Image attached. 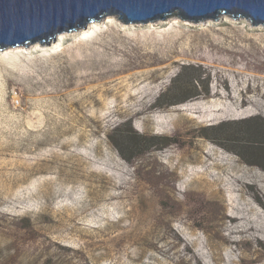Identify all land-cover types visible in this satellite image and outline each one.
Masks as SVG:
<instances>
[{
  "label": "rangeland",
  "instance_id": "1",
  "mask_svg": "<svg viewBox=\"0 0 264 264\" xmlns=\"http://www.w3.org/2000/svg\"><path fill=\"white\" fill-rule=\"evenodd\" d=\"M99 21L45 42L46 46L1 50L0 56L63 50L109 24L130 34L140 32L141 37L155 30L154 36L161 40L174 24V33L187 36L186 46H198L206 30L215 27L208 36L226 47L219 57L229 61L223 66L229 69L227 76L223 81L205 60L188 58L160 75L161 90L154 99L142 101L116 87L115 97L98 101L99 114L73 119L87 121L86 126L41 128L29 137L2 118L1 140L9 146L0 150V264H230L231 254L233 264H264V233H232V227L251 223L244 219L234 224L226 218L231 210L228 199L233 197L234 211L249 214L252 220L262 217L264 226V171L198 136L208 126L254 117L264 120V26L227 16L199 24L171 19L122 25L116 15ZM236 51L248 60L232 54ZM187 65L199 67L211 80L209 94L201 87L200 96L183 103L205 108L198 113L178 109L183 104L159 101ZM105 84L86 89H103ZM216 87L226 94L236 90L238 98L214 97ZM21 92L14 86L11 100L4 92L0 110L12 115L10 105H22ZM141 102L154 107L142 113L131 110ZM222 104L241 115L211 124L208 115L220 113L216 108ZM107 120L112 124L105 125ZM127 122L142 135L172 137L177 143L160 151L155 147L132 165L110 140L114 130ZM16 135L18 141L9 143L8 137ZM220 155L227 157L225 165L216 164ZM199 172L210 176L198 178ZM195 177L196 182L189 184Z\"/></svg>",
  "mask_w": 264,
  "mask_h": 264
},
{
  "label": "trees",
  "instance_id": "2",
  "mask_svg": "<svg viewBox=\"0 0 264 264\" xmlns=\"http://www.w3.org/2000/svg\"><path fill=\"white\" fill-rule=\"evenodd\" d=\"M174 27L175 25L171 24L161 40L160 37L154 36L157 34L155 30H148L145 32L148 36L145 34L146 36L141 37L140 32L130 34L109 24L95 28L63 50H52L35 55L5 54L0 56V73L3 77L0 79V99L6 92L7 99L11 100V90L14 86L22 91L20 94L22 105L14 108L10 103L12 115L0 110V125L3 118L5 123L26 131L29 137L32 130L41 128L86 126L87 121L75 123L73 119L95 112L99 114L100 110L95 108L98 101L108 95L115 97L116 87H123L128 92H132L131 94L139 95L142 101L147 98L154 99L161 90L160 75H163V72L177 62L188 58L205 60L210 68L216 69L218 77L224 81L227 76L225 72L229 69L223 66L228 65L229 61L226 58H220L219 55L222 56L227 51L226 47L208 36V33L213 32L215 27L206 30L207 34L202 38L204 41H201L198 46L190 43L186 46L184 40L187 36L182 32L174 33ZM175 34L177 38L173 37ZM170 37L173 40L169 41ZM232 54L243 55L244 60H248V56L243 52L236 51ZM258 66L261 64L259 63ZM238 72L241 71L238 70ZM107 74H110L111 78H106ZM120 77L122 79H119ZM102 83H106L103 89H86L88 86ZM210 84V78L205 73H201L199 67L182 66L180 73L172 80V84L162 94L159 101L166 102L169 106L183 104L200 96L198 90L201 87L209 94ZM235 91L230 90L226 94L216 87L212 94L214 97L229 101L238 98L235 95L238 92L235 93ZM153 107L154 103L143 104L141 102L131 110L142 113ZM178 109L183 112L198 113L205 108L183 104ZM216 111L220 113H210L207 117L211 124H216L221 119L234 117L238 119L241 115L237 114L233 107L225 104L216 108ZM111 124L112 121H105V125ZM198 136L235 154L245 164L264 171V120L262 118L254 117L208 126L200 129ZM8 138L9 143L19 139L17 135ZM110 140L121 156L132 165H134L135 158L145 156L155 147L160 151L177 143L172 137L142 135L133 128L132 122L124 123L116 128ZM8 146L9 144L2 143L0 135V150ZM210 154L216 153L210 152ZM225 158L227 157L220 155L219 161H215L216 164L225 165ZM196 174L198 178L207 175L201 172ZM211 181L218 184V180ZM195 182L196 177L189 184ZM228 201L231 210L227 213V219L234 224L244 219L251 223L249 227L243 225L239 226L240 228L237 225L232 227V233L253 232L255 236L258 233H264L262 217L252 220L249 214L245 213L246 210L240 212L248 215L240 216L237 211H234L237 208L235 199L229 197ZM258 202L263 205L260 199ZM231 255L227 261L233 264L235 260Z\"/></svg>",
  "mask_w": 264,
  "mask_h": 264
},
{
  "label": "water",
  "instance_id": "3",
  "mask_svg": "<svg viewBox=\"0 0 264 264\" xmlns=\"http://www.w3.org/2000/svg\"><path fill=\"white\" fill-rule=\"evenodd\" d=\"M119 16L125 25L227 16L264 26V0H0V50L44 43Z\"/></svg>",
  "mask_w": 264,
  "mask_h": 264
},
{
  "label": "bare ground",
  "instance_id": "4",
  "mask_svg": "<svg viewBox=\"0 0 264 264\" xmlns=\"http://www.w3.org/2000/svg\"><path fill=\"white\" fill-rule=\"evenodd\" d=\"M116 18H118L119 19V16H117L116 15ZM120 20V19H119ZM215 22V20H208V21H205V22ZM216 21H218V20H216ZM100 21H95V22H93V23H90L87 27H85V28H88L89 26H91V25H93V24H95V23H99ZM120 22H121V20H120ZM158 22H160V21H157V22H154V23H158ZM185 23H189V24H199V23H203V22H199V23H194V22H191V21H185ZM153 24V23H152ZM122 25H125L124 23H122ZM84 28V29H85ZM80 30H83V29H80ZM80 30H76V31H80ZM76 31H73V32H76ZM72 32V33H73ZM67 34H69V33H67ZM47 42H53V40H49V41H47ZM41 45V46H46V44H45V42L44 43H34L33 45ZM33 45H31V46H33ZM31 46H25V47H22V46H19V47H11V48H9V49H6V50H2V51H8V50H10V49H16V48H29V47H31ZM1 51V50H0Z\"/></svg>",
  "mask_w": 264,
  "mask_h": 264
}]
</instances>
